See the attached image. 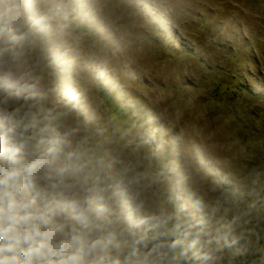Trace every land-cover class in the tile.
<instances>
[{
  "label": "rangeland",
  "instance_id": "obj_1",
  "mask_svg": "<svg viewBox=\"0 0 264 264\" xmlns=\"http://www.w3.org/2000/svg\"><path fill=\"white\" fill-rule=\"evenodd\" d=\"M16 148L67 168L103 264H264V0H0Z\"/></svg>",
  "mask_w": 264,
  "mask_h": 264
},
{
  "label": "clouds",
  "instance_id": "obj_2",
  "mask_svg": "<svg viewBox=\"0 0 264 264\" xmlns=\"http://www.w3.org/2000/svg\"><path fill=\"white\" fill-rule=\"evenodd\" d=\"M51 164L20 148L0 150V264H103L114 235L98 234L91 207L68 211L58 199L72 187L68 170L58 169L54 178Z\"/></svg>",
  "mask_w": 264,
  "mask_h": 264
},
{
  "label": "trees",
  "instance_id": "obj_3",
  "mask_svg": "<svg viewBox=\"0 0 264 264\" xmlns=\"http://www.w3.org/2000/svg\"><path fill=\"white\" fill-rule=\"evenodd\" d=\"M156 238L158 239L160 244H164L165 243V238L163 236H157Z\"/></svg>",
  "mask_w": 264,
  "mask_h": 264
}]
</instances>
